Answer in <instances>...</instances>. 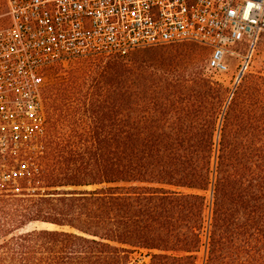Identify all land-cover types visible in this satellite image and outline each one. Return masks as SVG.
Segmentation results:
<instances>
[{
	"label": "trees",
	"instance_id": "16d2710c",
	"mask_svg": "<svg viewBox=\"0 0 264 264\" xmlns=\"http://www.w3.org/2000/svg\"><path fill=\"white\" fill-rule=\"evenodd\" d=\"M184 44L44 68L57 77L32 117L8 65L0 264H132L141 251L197 264L209 209L205 264H264V73L223 110L227 88Z\"/></svg>",
	"mask_w": 264,
	"mask_h": 264
},
{
	"label": "built area",
	"instance_id": "2783aa9c",
	"mask_svg": "<svg viewBox=\"0 0 264 264\" xmlns=\"http://www.w3.org/2000/svg\"><path fill=\"white\" fill-rule=\"evenodd\" d=\"M261 40L264 0H0V80L12 77L8 65L14 64L15 86L31 117L39 108L33 77L44 68L192 43L210 51L208 72L225 74L232 48L246 44L239 83ZM210 223L209 214L206 250Z\"/></svg>",
	"mask_w": 264,
	"mask_h": 264
},
{
	"label": "rangeland",
	"instance_id": "374dc122",
	"mask_svg": "<svg viewBox=\"0 0 264 264\" xmlns=\"http://www.w3.org/2000/svg\"><path fill=\"white\" fill-rule=\"evenodd\" d=\"M187 47L185 44H179V45H170V46H165L163 48H158L162 50H175V49H181ZM201 50H203V56L205 58V74L207 75L208 78H210L212 81L221 84L228 90V95H227V101L225 104V107L223 110L226 109L233 91L236 90L238 87L239 83L237 82L236 78L240 70L241 66V56L246 53V44H241L238 46H235L232 48L231 54L226 57V63L229 66V72L225 74H215V73H210L207 71V62L210 57L209 52L204 49L202 46H198ZM135 53V52H134ZM133 54V53H132ZM101 58V57H99ZM69 67V65L66 66V68ZM255 73H264V40H261L257 49L254 52V55L252 57V60L250 62V65L247 69V72L245 73L244 76L249 75V74H255ZM57 76H54L52 73H39L38 75L33 77V82L32 85L34 89H39L42 85L45 84H50L53 83L56 80ZM26 86V85H25ZM24 87V86H23ZM33 91V89H32ZM29 101L34 100L33 98H28ZM31 112L32 109L30 110ZM30 115H34V113H30ZM31 117V116H30ZM219 127V126H218ZM218 137V135H217ZM200 195H203L207 199L208 206L210 207L212 200H213V192H198ZM210 214V210H209ZM208 214V215H209ZM206 247L203 246L201 249V252L198 254V262L197 264H205L206 260ZM151 257L148 255L146 251H141L134 253L132 255V264H150Z\"/></svg>",
	"mask_w": 264,
	"mask_h": 264
}]
</instances>
